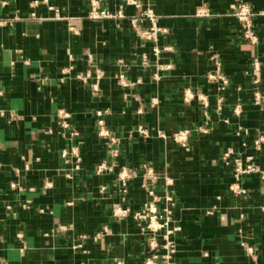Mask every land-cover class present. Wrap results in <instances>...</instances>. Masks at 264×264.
Here are the masks:
<instances>
[{
	"label": "crops",
	"instance_id": "0c3cea01",
	"mask_svg": "<svg viewBox=\"0 0 264 264\" xmlns=\"http://www.w3.org/2000/svg\"><path fill=\"white\" fill-rule=\"evenodd\" d=\"M90 1L0 0V264H144L150 232L134 214L150 201L161 212L166 195L169 226L178 227L173 264H264V180L243 175L245 192L235 194L233 169L221 162L232 147L264 169V148H252L264 132L252 101L255 87L264 92V0H240L255 43L243 36L234 0H137L156 15L154 38L131 25L142 8L97 0L112 17L90 19ZM211 74L227 78L223 90ZM99 118L116 145L99 136ZM178 130H188L186 147L170 138ZM101 162L111 170L96 173ZM122 166L133 171L125 193ZM148 168L158 175L152 196Z\"/></svg>",
	"mask_w": 264,
	"mask_h": 264
},
{
	"label": "built area",
	"instance_id": "2783aa9c",
	"mask_svg": "<svg viewBox=\"0 0 264 264\" xmlns=\"http://www.w3.org/2000/svg\"><path fill=\"white\" fill-rule=\"evenodd\" d=\"M126 4L133 5L136 8H142V5L137 0H125ZM231 8L233 10V15L236 17V19L240 22L242 29H243V36L245 39H247L251 43H255L257 41V37L253 31L252 22H251V9L249 5L245 2H241L240 0H234V2L231 5ZM122 8L120 7L117 11V16L122 17ZM54 16L58 19L64 18L65 15H62L60 11L55 10ZM88 17L90 19H101V18H110L112 17V14L105 10L100 9L99 4L97 0H91L90 1V9L88 12ZM148 21L150 23V26L148 28L142 29L141 24L144 21ZM131 25L136 29L139 30L142 35L146 38H154L156 35V32L159 30L157 25V18L156 15L149 9H143L138 13V15L131 17L130 19ZM74 33H77L76 30H74ZM154 53H159V49L157 47L153 48ZM147 61L144 60V64H146ZM169 65L164 66H157V69H164L168 68ZM254 69L256 72V79L254 80L255 83L259 82V67L258 63L254 62ZM154 77L158 79L159 75L158 72L154 74ZM210 79H218L221 82V85L219 87L220 90H223L224 87L227 84V78L222 75H209ZM82 79H86L85 77H82ZM98 80L99 76H97V79L91 83V89L93 91L98 90ZM189 98H193V95L185 93L184 99L186 101L189 100ZM198 98L203 101L204 105H207L204 97L201 95H198ZM253 104L257 106L263 113H264V92H262L259 88L255 87L253 89ZM217 109L221 108L220 99L217 101ZM235 112L239 114V105L235 107ZM63 117H68V113L64 112L62 113ZM65 126L67 125L65 122L63 123ZM97 125L99 127L98 134L101 137H104L108 139L109 143L111 145H116L118 140L116 137L112 136L110 133V130L106 127L103 119L97 120ZM140 133L142 136L146 137L148 135L146 129L141 128ZM158 135L161 138H167V135L162 132L158 131ZM171 140L178 144L181 147L187 146V138H188V130H178L175 131L171 135ZM252 148L255 151H260L264 148V132L260 135H258L253 141H252ZM71 153L74 156L75 159V167L79 168L80 163L82 161V157L77 152L76 148H73ZM112 154L114 156H118L119 150L118 148L112 149ZM69 155V152L66 150L62 151V157L67 158ZM221 162L225 166H231L232 167V177L233 182L230 185V190L235 194H243L245 192V189L240 186L239 180L243 175L250 174V173H256L259 175V177L264 180V169H261L254 161H253V155L248 154L245 159H242L240 156H235L234 149L232 147L226 148V150L221 155ZM111 170V166H108L106 163L101 162L96 166V173L102 174L106 171ZM68 176V175H67ZM133 171L131 168H128L126 166H122L118 172V181L120 182L122 186V191L125 193L127 191V185L128 181L132 178ZM158 175L154 172L153 169L148 168L143 173V180H144V186L148 189V193L152 196L153 190L151 188L152 183H154V180ZM162 183L163 185H168L171 183L170 179L166 177L165 175H162ZM166 205L162 208L161 212H158L157 208L153 204V201L144 203V209H141L137 211L134 216L136 219L139 220H146V229L149 230L150 236L148 238V245L150 248V255H148L144 259V264H173L172 261V254L174 252V240H173V234L178 229V227H170L169 224L172 221V209L169 206V202H171V197L169 195H166L164 197ZM264 210V207H263ZM128 212V208H122L119 206H116L114 208V213L118 216H124ZM60 229L67 230L72 228L71 225H60ZM161 231V242H158L156 239L157 233ZM101 232H97L94 235V239L100 237ZM86 236L84 234L80 235L79 238H85ZM80 244L73 245L74 248L80 247ZM160 247L162 248L163 252L161 254H158L155 250ZM115 264H122L120 261H117Z\"/></svg>",
	"mask_w": 264,
	"mask_h": 264
}]
</instances>
